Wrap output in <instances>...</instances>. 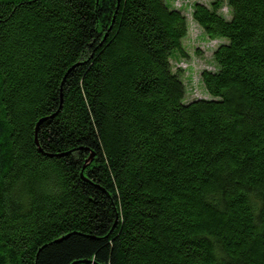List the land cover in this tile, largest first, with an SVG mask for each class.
<instances>
[{"label":"trees","instance_id":"1","mask_svg":"<svg viewBox=\"0 0 264 264\" xmlns=\"http://www.w3.org/2000/svg\"><path fill=\"white\" fill-rule=\"evenodd\" d=\"M191 12L186 102L171 1L0 0V264H264V0Z\"/></svg>","mask_w":264,"mask_h":264},{"label":"rangeland","instance_id":"2","mask_svg":"<svg viewBox=\"0 0 264 264\" xmlns=\"http://www.w3.org/2000/svg\"><path fill=\"white\" fill-rule=\"evenodd\" d=\"M175 8L181 9L187 18L189 31L183 40V47L188 57L181 61H172V67L182 69V80L186 87L185 101L208 98L201 82V72L214 70L213 51L218 46V41H211L202 36V30L192 21L191 9L194 3H202L209 6L213 0H168ZM221 13L229 18L228 9L223 8Z\"/></svg>","mask_w":264,"mask_h":264}]
</instances>
